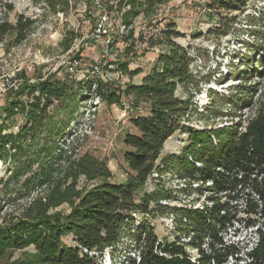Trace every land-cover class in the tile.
I'll use <instances>...</instances> for the list:
<instances>
[{"label":"trees","instance_id":"1","mask_svg":"<svg viewBox=\"0 0 264 264\" xmlns=\"http://www.w3.org/2000/svg\"><path fill=\"white\" fill-rule=\"evenodd\" d=\"M118 1L120 9L129 6L124 17L128 28L140 14L151 20L160 6L173 0ZM245 7L246 0H209L207 4L219 14ZM162 35L168 39L166 51L140 84L127 86V93L136 102L149 105V114L132 118L139 134L125 138L131 150L125 153L124 162L131 173L122 183L112 181L107 162L90 155L73 158L59 145L64 131L61 113L71 107L81 90H91L92 81L76 84L49 76L30 84L22 71L11 78L16 85L0 107V161L8 167V178L1 182H13L30 172L24 186L33 190L45 186L49 192L31 198L15 219L0 215V264H99L97 254L115 249L133 228L138 264H228L237 249L225 244L218 231L233 225L236 216L230 203L243 196L245 213L256 218L247 228L256 227L258 240L245 253L250 264H264V109L239 135L217 131L218 142L210 133L189 130L185 123L191 102L176 92L192 79L190 48L171 40L167 27ZM73 39L72 34L63 44L66 50ZM258 73L262 75V70ZM76 86L79 91H74ZM103 88L100 84L96 87L102 99L110 104L118 102L116 90L106 96ZM46 129L50 131L43 137ZM178 132L189 137L185 155L169 156L161 163L176 167L182 179L202 183L213 192L210 205L202 210L175 212L178 231L193 230L188 244L180 238L160 240L146 217L159 209L161 196L144 192L140 197L152 174L160 169L158 161L165 143ZM39 137L45 138V145L35 158L32 152ZM81 179L85 182L82 185ZM248 189L253 195L245 194ZM137 215L143 218L136 229ZM207 235L209 241L205 242ZM68 236L70 244L64 241ZM187 247L197 249L198 258L193 260ZM16 252L21 255L14 259Z\"/></svg>","mask_w":264,"mask_h":264},{"label":"rangeland","instance_id":"2","mask_svg":"<svg viewBox=\"0 0 264 264\" xmlns=\"http://www.w3.org/2000/svg\"><path fill=\"white\" fill-rule=\"evenodd\" d=\"M208 2L173 0L160 6L156 17L128 30L127 40L136 36L133 41L147 42L146 47L135 49L138 43L134 42L131 48L124 50L120 47L113 54H117L116 58L121 61L129 58L123 66L126 82L140 84L157 63L158 56L166 51L168 39L162 31L167 27L172 34L171 40L190 48L192 79L179 86L176 92L191 102V112L185 124L189 130L210 133L211 139L217 140L216 132L220 130L237 135L243 133L264 109V0H246L244 10L222 11L221 14L208 9ZM94 25L90 15L83 13L82 6L71 7L68 0H0V107L8 100L9 90L16 85L11 83V78L21 71L25 72L30 84L37 83L40 77L44 80L49 76L76 84L92 81L91 90H81L71 107L61 113L64 131L59 145L68 155L72 153L73 158L90 155L107 162L113 173L112 181L122 183L131 173L124 162L125 153L131 150L125 144V138L128 134H139L131 123L132 118L149 114V105L136 102V113L123 115L119 99L122 85L106 83L99 76L84 77L81 73L70 76L67 73L69 61L80 57V52H85V58L92 63L102 60V43L92 41L88 48L80 44L81 37L89 35ZM72 34L71 46L80 44L78 54L74 56L68 54L63 45ZM118 38L116 36L117 42H121ZM131 53L133 56L129 57ZM259 70H262V75ZM137 72L139 74L133 75ZM95 82L104 86L106 96L116 90L118 102L110 104L102 99L96 93ZM78 88L76 86L74 91H79ZM49 131L46 129L42 136H47ZM215 142L213 144L218 145ZM44 145L45 138L39 137L32 157L36 158L37 150ZM188 145V134L178 132L170 137L158 161L159 171L152 174L140 193V197L144 192L161 196L159 209L146 219L162 241L192 237L189 233L193 230L178 231L176 219L179 217L175 212L179 209L202 210L213 195L202 183L184 180L177 174L176 167L161 163L169 156L185 155ZM186 156L189 160V155ZM37 167L35 165L34 170ZM7 170V165L0 161V215L11 220L22 214L31 198L46 196L49 189L45 186L41 189L36 186L34 190L30 186L25 187L24 182L30 178V172L13 182L2 183L1 180L8 178ZM84 183L81 179V185ZM245 194L253 195L249 189ZM225 200L224 197L222 202ZM245 201L243 196L230 203L236 219L233 225L218 231L225 244H232L237 249V254L229 257L228 264H250L245 252L255 247L258 241L256 227L247 228L256 218L245 213ZM142 218V215L136 216V229ZM133 230L115 249L97 254L98 263L138 264L137 248L131 237ZM205 239L209 240V235ZM64 241L70 244L71 237H65ZM189 249L192 254H197L196 249ZM20 255L16 252L14 259Z\"/></svg>","mask_w":264,"mask_h":264},{"label":"built area","instance_id":"3","mask_svg":"<svg viewBox=\"0 0 264 264\" xmlns=\"http://www.w3.org/2000/svg\"><path fill=\"white\" fill-rule=\"evenodd\" d=\"M72 6H82L83 13H88L90 18L93 19L95 25L89 35H85L81 37L80 44L85 48H88L91 45L92 41L102 43L103 45V55L102 60L98 62H91L86 59V53L80 52V57H73L67 66V73L70 76L78 75L79 73L83 74V76L91 75L96 77H101L106 83H119L122 85V89L119 93L120 104L122 106L123 115L136 113L138 107L134 105L136 101L127 93L128 82H126V75L123 72L124 62L127 59H123V61L117 59V54H113V51L120 49H129L132 47V43H138V40L133 41L135 38L131 36V39L127 40L128 30L133 28L136 24H142L146 19L143 14H140L137 18H135L133 24L130 27H126L124 25V17L125 13L129 10V6L124 7L122 9L119 8L118 0H68ZM167 5V4H165ZM163 5V6H165ZM84 20V17H82ZM81 18V19H82ZM135 29V28H134ZM156 33L158 29L155 30ZM116 36L119 37L121 42H117ZM146 43H138L135 49H144L146 47ZM79 44V45H80ZM78 44L74 43L69 50L68 54L76 55L78 54ZM116 53V52H115ZM119 53V52H118ZM82 56V57H81ZM131 53L129 57H132ZM115 57V59H112ZM97 82V81H96ZM95 85L97 87V84ZM96 89V88H95ZM186 180V179H184ZM192 234L193 233H189ZM192 237L189 235L184 240H180L183 244H188L191 241ZM209 240H206L208 242ZM206 244H203V247L206 248ZM195 250V249H194ZM188 253L191 255L193 260L198 258V250L196 249L197 254H192L187 247Z\"/></svg>","mask_w":264,"mask_h":264},{"label":"crops","instance_id":"4","mask_svg":"<svg viewBox=\"0 0 264 264\" xmlns=\"http://www.w3.org/2000/svg\"><path fill=\"white\" fill-rule=\"evenodd\" d=\"M146 75V74H145ZM143 77V76H142Z\"/></svg>","mask_w":264,"mask_h":264}]
</instances>
